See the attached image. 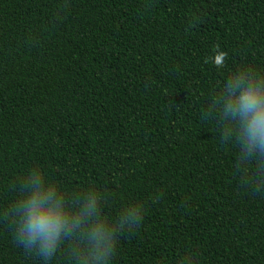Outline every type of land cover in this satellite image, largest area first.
I'll list each match as a JSON object with an SVG mask.
<instances>
[{"label":"trees","instance_id":"1","mask_svg":"<svg viewBox=\"0 0 264 264\" xmlns=\"http://www.w3.org/2000/svg\"><path fill=\"white\" fill-rule=\"evenodd\" d=\"M0 264H264V0H0Z\"/></svg>","mask_w":264,"mask_h":264}]
</instances>
